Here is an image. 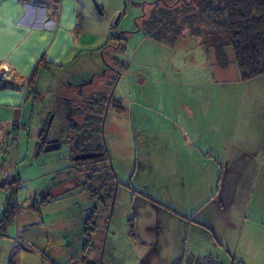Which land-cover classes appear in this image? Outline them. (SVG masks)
I'll use <instances>...</instances> for the list:
<instances>
[{"label": "rangeland", "instance_id": "rangeland-1", "mask_svg": "<svg viewBox=\"0 0 264 264\" xmlns=\"http://www.w3.org/2000/svg\"><path fill=\"white\" fill-rule=\"evenodd\" d=\"M139 1L92 0L88 9H79L77 16L81 22L82 36L75 45V59L70 65L65 63L54 70L42 67L45 72L36 73L34 82L43 95L35 99L30 93L23 101L26 104L24 121L29 125L28 130L21 131L17 139L7 137V134L1 136L0 149L5 147V152L0 150V178L8 179L13 173L14 179L21 181L14 201L22 204L24 210L18 213L6 235L0 237V264H83L85 256L98 258L96 240L103 235L114 242L115 252L122 243L133 251L136 244L128 238V219L132 217L135 221L137 219L138 231L145 223V228L160 233L155 239L153 232L148 231L149 241L145 240L146 245H139L138 250L133 251L134 257L127 260L128 264H168L179 250L188 247L194 239H198V245L208 250L211 242L220 254H208L224 264H230L232 258L245 264H264V159L257 163L261 166L259 172L249 179V188L238 177L233 183L226 175H221L225 173L222 170L212 173L214 161L206 154V144L210 139L203 135L201 137L204 123L209 118L210 123H221L220 132L222 123L227 119L223 115L225 109L230 108V103L223 99L225 97L234 99L233 108L238 110L237 121L241 117L246 121L245 115L239 112H242L244 103L248 106L253 90H246L252 82L241 79L230 46L223 48L225 62L218 64L214 53L208 54L207 49L204 50L201 42H205V39L202 37L184 36L172 45L152 40L144 32V19L139 18L138 32L126 34L133 28V15L137 12ZM174 1L168 0V3L173 4ZM181 3H177L179 7ZM143 8L147 12L152 10L150 6ZM158 9L165 8L160 5ZM92 71L96 74L93 81L83 84L91 79ZM77 84L82 86H75ZM151 93L154 96L148 97ZM56 94L63 97L57 98ZM144 94L147 96L144 97ZM219 94L220 98H217ZM109 96L112 97L111 106L103 114L105 111L96 103L97 97H105L106 107L110 102ZM68 101L69 104L65 105L64 102ZM117 101L120 105L122 102L123 106L113 108ZM86 105L91 106L89 111ZM92 107L96 108L95 112L101 111L105 115L101 131L107 156L100 164L76 160L69 167L74 157L70 149L75 150V144L67 141L68 133L75 134L70 128V121L73 118L81 124L87 115H94ZM134 108L142 110L138 125L130 120L131 109ZM216 108L221 109L220 116L213 114ZM51 113H55V117L52 116L48 125V114ZM154 117L159 118L157 121L160 124L165 121L174 123L175 118V123H184L186 118L193 126L187 129L175 124L174 129L170 130L161 125L160 130L155 131L150 126L157 123ZM93 120L98 121L97 118ZM41 129H46L48 137L61 138L62 146L49 152L45 149L39 151L37 144ZM229 137V133L220 135L226 145ZM13 138L16 140L11 142ZM161 139L164 142L172 141L168 144L157 142ZM221 152L222 148L219 147V155ZM150 164L152 167L145 171V167ZM154 164L161 167L155 168ZM94 166L104 167L109 171V176L116 175L115 181L108 180V184L113 185L111 190H115L118 182L131 190L127 192L120 188L117 199L114 197L111 206L115 208L112 214L109 209L108 228L104 222L110 201L106 197L101 202L103 190L99 191V187H96L95 191L94 180L92 183L87 179ZM197 166L199 173L193 169ZM68 167L67 173L55 175ZM169 169H176L180 174L189 173L192 185L211 188L205 206L208 200L217 201L219 196L218 205L222 202L225 210L215 212L218 225L215 233L207 228L202 231L193 224L186 231L185 223L180 233L176 226L183 220L172 216L171 221L167 214V217L162 216L150 208L146 198H157L159 195L155 185L160 178L157 175L165 176ZM104 173L106 170L96 173V177ZM210 174L215 176L214 184L209 183ZM97 184L102 185L103 178ZM108 184L105 183V188ZM135 185L140 187L139 190ZM10 195L9 189L0 186V218ZM48 197V203L43 204ZM139 201L141 203L137 205ZM210 209L212 207L201 209L199 213ZM95 221L99 233H93ZM85 228L92 234L87 243L94 242L95 245L86 244L85 248L92 247L96 252L81 259L84 242L87 241ZM226 232H229V236L224 237ZM16 237H19V242L14 241ZM141 238H146L145 234ZM28 244L29 248L25 246ZM115 252L110 253V256L117 260L119 258V264H124L126 260L121 256L122 252L118 255ZM109 260V264H113Z\"/></svg>", "mask_w": 264, "mask_h": 264}, {"label": "crops", "instance_id": "crops-1", "mask_svg": "<svg viewBox=\"0 0 264 264\" xmlns=\"http://www.w3.org/2000/svg\"><path fill=\"white\" fill-rule=\"evenodd\" d=\"M91 3L92 0H0V64L8 65L12 78V81L0 78V85L2 82L8 83L4 88H0V121L7 122L21 119L25 125V130H28L29 125L24 121V118H26V104L24 105L23 101H26L25 97L30 94L31 88H29L28 83L26 86L25 79L33 73L35 66L40 60H44L49 64L50 67L46 69L50 70L61 68L65 63V65H70L71 61L75 59V45H77L79 37L82 36L81 22L77 14L80 11L79 9L83 11L88 9ZM202 54L203 57H205L204 53ZM40 71L41 73L45 72V68H40L36 72ZM95 75L96 74L92 71L91 79L86 80L83 84L91 83ZM250 81L252 83H249L250 88L246 91H253H251V96H249L248 106L246 107L244 103L242 112H239V114L242 113V116L243 114L245 115L246 121L243 120L242 117L237 121V108H233L234 99L225 97L223 99L228 104L230 103V108L226 107L225 109L223 115H225L227 119L222 123L220 132L219 126L221 123H210V118L208 121L209 123L205 121V128L201 132V137L203 135L207 139H210L206 144V154L214 161L211 168L212 173L217 170H222L225 173L222 172L221 175H226L231 182L235 183L238 177L244 180V185L246 187L248 186V188L250 187L249 179L253 177L254 173L256 174L259 172L261 164L257 165V163H261L260 160L262 158L264 159V75ZM33 86L34 91L38 92L39 96L43 95L36 85V82L33 83ZM75 86H82V84H77ZM147 90L149 92L150 89L148 88ZM46 91L51 92V90ZM246 91L244 92L245 102ZM56 95L57 98L63 97L59 94ZM143 96L145 97L147 94ZM153 96V93L148 94V97ZM216 97L220 98V94ZM117 104L119 106L120 102L117 101ZM118 106L117 108H119ZM120 106H123L122 102ZM131 112L132 117L130 120L133 124L138 125L137 121L141 119L142 110L134 108L131 109ZM220 113L222 114L221 109L216 108V112L213 114L220 116ZM51 114L55 117V113ZM158 119L159 118L154 117L157 123ZM51 120H47L49 121V123H47L48 125ZM173 122L174 123H166L165 121L162 124L156 123L150 126L152 130L155 131L160 130L159 127H161V125H164L170 130L174 129L175 124L185 126L187 129L193 126V123H190L186 118H184V123H175L177 122L176 118ZM226 133L230 134L229 143L227 145L225 141L220 139V135H225ZM39 141L38 139V142ZM171 141L172 139L165 142L162 139L157 140V142L165 144ZM202 141L204 140L202 139ZM221 142H223V144L220 146ZM52 143H55V141ZM219 147L222 148L220 155ZM40 148L41 149L38 148L39 151L42 150L41 146ZM45 148L46 151L49 152L59 147L54 145ZM70 154L71 156H76L73 152ZM72 161L76 160L71 158L69 167L72 165ZM154 166L155 168L158 167V169L161 167L157 164H154ZM69 167L58 171L55 175L67 173ZM151 167L152 164L146 166L145 171ZM193 169L199 173L198 166L193 167ZM157 176L160 178L155 182V185L158 187L159 195L157 198H146L150 204V208H153L154 211L162 216H170L171 221L173 220L172 216L176 217L177 220H183L180 225L176 226L177 231L179 230L180 233L184 230V223L186 224V231L191 229L192 224L195 227H200L202 231H205V228L212 230L213 233L217 231L218 225L216 223L215 212L216 210L219 212L225 210V206L222 202L218 205V195L217 201H213L214 199L208 200L205 206V201L211 194V188L209 186L203 187L202 185L199 187L197 184L192 185L189 173L185 172L180 174L176 169H169V172L165 176ZM214 179L215 176L212 177L210 174L209 183L214 184ZM47 183L46 181V185ZM135 186L139 190L140 187L137 185ZM120 188L127 190V192L131 191L118 182L117 193ZM135 194L139 195V193ZM131 199L133 201L132 197ZM139 203H141V201H139L137 205ZM166 207H168L169 210L166 209ZM207 207H212V209L203 211V214L199 213L201 209ZM165 214H167V216ZM135 225L136 233L142 242L145 240L149 241L147 239L148 231L153 232L152 235L156 237L155 239L159 236V233L152 228H145V223H143L144 226L142 229L138 231L137 219ZM144 234L146 238L142 239L141 235ZM226 236H229V232L224 234V237ZM207 239L209 241V238ZM197 241L198 239H194L188 246L189 248L183 247L179 252L185 249L186 252L188 251L196 255H207L209 252L220 254L219 249L213 248L210 241L211 248L209 250L202 248L198 245ZM219 244L223 246L222 243ZM128 247L129 246L124 248L121 254L124 260H126L124 264H128L127 260L129 258L132 260L134 257L133 251L139 248V246L136 245L133 251H130ZM149 252H151V249L148 250V253ZM179 252L174 259L180 254ZM233 259L234 258H232V260ZM172 260L173 258L171 261ZM236 261L245 264L242 261Z\"/></svg>", "mask_w": 264, "mask_h": 264}, {"label": "trees", "instance_id": "trees-1", "mask_svg": "<svg viewBox=\"0 0 264 264\" xmlns=\"http://www.w3.org/2000/svg\"><path fill=\"white\" fill-rule=\"evenodd\" d=\"M177 3L178 2L173 3L167 10H165L166 8L162 10L155 7L147 13V17H145L143 23L144 32L147 37L170 45L180 41L184 36L202 37L205 39V42H201L204 46V50L206 48L208 54L214 53V58L217 60L218 64L219 62L221 64L225 62L223 48L225 46H230L243 81L252 80L264 75V0H193L189 2V5L182 2L180 7ZM172 7L174 8L173 11ZM42 67L49 68L50 66L44 60H40L35 66L33 73L25 79V82L29 84V88H31L29 93H31V96L35 99H38L39 95L38 92L34 91L33 83H35L36 73H39L36 71ZM7 85L8 83L2 82L0 88H4V86ZM111 98L110 102L107 103L108 108L111 106ZM97 101L96 103L105 111L104 107L107 102V100L105 101V97H97ZM114 105L113 108H117V102L116 105ZM90 107L89 105L85 106L88 111ZM93 109L94 115H87V119L73 129L75 134H67L70 143L74 141L75 144V150L70 149V153L73 152L76 155L100 154L94 158L78 160L90 164L99 163L107 156V150L103 143L101 131L104 112L102 114L101 111L95 112L96 108ZM93 118H97L98 121L93 120ZM41 135H46V129L41 130ZM7 137H9V131ZM10 141L13 142L14 139ZM4 148L5 147L0 150L5 152ZM105 170L106 173H104L103 176L96 177V173L104 172ZM91 172V175L88 176L87 179L89 180L88 182L94 180L95 186L93 189L95 191L96 187H99L97 189L99 190L103 188L102 186H105V183H109L108 180L113 182L116 178V175L115 177L114 175L109 176V171L100 166H94ZM102 178L103 184H97ZM20 182L19 179H14L13 173L8 179L0 178V186L5 190L9 189L11 192L10 197H8L4 203L3 213L0 218V237L6 235L7 230L15 222L18 213L22 209L24 210L22 204H18L14 201L15 193L17 189H19ZM108 186L111 187L113 185L108 184L106 188H108ZM92 193L94 195L96 194L94 191H92ZM94 199H96V196H94ZM49 200L50 198L48 197L43 204L48 203ZM166 209L169 210L168 207H166ZM128 221V238L138 246L144 245V242L140 241V237L136 233L135 218L132 217L128 219ZM89 222H91V219ZM97 224L98 223L95 221L93 233L99 229ZM157 232L160 233L158 230ZM86 233L89 235L88 228L84 229L85 236H87ZM18 239L19 237H16L14 241L19 242ZM113 243L114 242L110 240L108 244L110 245L108 248L109 252H115ZM17 244L18 243L15 245ZM25 246H28V248L30 247L29 244ZM124 248L123 243L121 246L118 245V250L115 254H118L120 251L123 252ZM196 256L198 258H212L219 261L210 254L195 255L186 252L184 249L182 253L168 264H181L183 260L186 259L194 262L197 259ZM221 263L224 264L223 262ZM68 264H71V262Z\"/></svg>", "mask_w": 264, "mask_h": 264}, {"label": "flooded vegetation", "instance_id": "flooded-vegetation-1", "mask_svg": "<svg viewBox=\"0 0 264 264\" xmlns=\"http://www.w3.org/2000/svg\"><path fill=\"white\" fill-rule=\"evenodd\" d=\"M180 1H182L186 5H189V2H192L193 0H175L174 2L176 3V2H180ZM137 5H138L137 12H136L135 15H133V17H134L133 18V23H132L133 28H131L130 31H127L126 34L127 33L129 34V33L138 32V28H137V18L143 20V19H145V16L148 13L147 11H144L143 10L144 9L143 7L150 6L151 8H155V7L158 8L161 5L164 8H166V10H167L172 5V3H168V0H140L137 3ZM64 104L65 105L66 104L68 105L69 104V101L68 102H64ZM74 113H77V112H74ZM51 118H52V115H49L48 116L49 121H50ZM76 121H77L76 119L75 120H73V118L71 119V121H70V124H71L70 128H73L74 129V128H76V127H78L80 125V124H78V121H77V123H76ZM74 124H76V126H74ZM72 131H74V130H72ZM38 139L40 140L38 142V144L39 143L40 144L39 145L37 144L38 145V148L41 149L40 148V146H41L42 147V150H44V149L46 150L45 147H51V146H54V145L60 148L62 146V144H63V140L61 138L57 137V136L48 137L47 135H41V133H40V135L38 136ZM15 140L16 139H14V141ZM53 141H55V143H52ZM67 141L70 142V139H68ZM72 144H74V141H72ZM115 185H116L115 186V190H113V188L111 190L110 187L105 188V186H102L103 188H100L99 189V191L103 190V194L102 195H104L103 200H100V201L101 202L104 201V199H106V197H108V199H109L108 201H110V204H109L110 206H108L107 211H106V215H107L106 221L104 222V226L107 227V228L109 227L108 221L110 219V216L108 215L109 209H110V213L112 214V210L115 208V206H113V208H112V206H111L112 205V202H114V197H115V200L118 197L117 196V194H118L117 193V188H116L118 185H117V183ZM114 191H115V196H113V192ZM101 198H102V196H101ZM105 202H107V201H105ZM99 207H100V209H103L102 206L99 205ZM95 233H99V230H97ZM86 235H87L86 236L87 237V239H86L87 241L84 242L83 255L80 258L82 259L85 255L92 254L93 252H96V250L99 251V256H98L97 259L88 258L87 256H85V258L82 261L83 264H109V262H108L109 259H110L109 261H111L113 264H119V262H118L119 261V258L117 260V259H115V257H111L110 256V253H112V252L111 251L110 252L108 251V248L110 247V245H108L110 243V239L107 236L105 237L102 234L103 236H101L100 239L96 240L97 243H98V246H97V248L95 250L92 247L91 248H89V247H86L85 248L86 244L89 243L88 241H90L88 239L89 238L91 239V237H92V234H90V233H89V235L86 233ZM97 243H95V244H97ZM90 244H91V246H95L94 245V242H91ZM90 244H88V245H90ZM107 245H108V247H107ZM111 258H114V260L111 259Z\"/></svg>", "mask_w": 264, "mask_h": 264}, {"label": "built area", "instance_id": "built-area-1", "mask_svg": "<svg viewBox=\"0 0 264 264\" xmlns=\"http://www.w3.org/2000/svg\"><path fill=\"white\" fill-rule=\"evenodd\" d=\"M0 78H2L4 80L12 81L10 70H9L8 66L0 64ZM24 130H25V125L19 119L7 121V122L0 121V139H1V136L4 135L8 131H10L11 135L13 137H16V139H17L20 137L19 136L20 132L24 131ZM14 135H18V136H14ZM8 174H10V173H8ZM197 262H198V264H222L220 261H217V260L212 259V258L203 259V258H198V257L194 262L186 259V260H183V262L181 264H197ZM230 264H241V263L238 261L232 260L230 262Z\"/></svg>", "mask_w": 264, "mask_h": 264}, {"label": "water", "instance_id": "water-1", "mask_svg": "<svg viewBox=\"0 0 264 264\" xmlns=\"http://www.w3.org/2000/svg\"><path fill=\"white\" fill-rule=\"evenodd\" d=\"M110 96L108 98V102L110 101ZM107 110H108V105H106V107H105V112H104L105 114L107 113ZM98 155H100V154H93V153L92 154H82V155H76L75 157H73V159L74 160H86V159L94 158V157H96Z\"/></svg>", "mask_w": 264, "mask_h": 264}, {"label": "clouds", "instance_id": "clouds-1", "mask_svg": "<svg viewBox=\"0 0 264 264\" xmlns=\"http://www.w3.org/2000/svg\"><path fill=\"white\" fill-rule=\"evenodd\" d=\"M25 84H26V86H27V82H26ZM6 133H8V132H6ZM9 136H12L10 131H9Z\"/></svg>", "mask_w": 264, "mask_h": 264}]
</instances>
